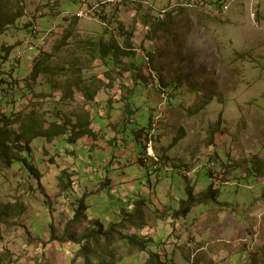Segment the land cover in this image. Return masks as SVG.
<instances>
[{
  "label": "rangeland",
  "instance_id": "obj_1",
  "mask_svg": "<svg viewBox=\"0 0 264 264\" xmlns=\"http://www.w3.org/2000/svg\"><path fill=\"white\" fill-rule=\"evenodd\" d=\"M6 1L22 17L0 30L1 111L86 110L97 137L40 138L33 170H0V264H264V0ZM99 36L134 58L78 59ZM44 52L94 100L34 84ZM98 220L111 239L86 235Z\"/></svg>",
  "mask_w": 264,
  "mask_h": 264
},
{
  "label": "trees",
  "instance_id": "obj_2",
  "mask_svg": "<svg viewBox=\"0 0 264 264\" xmlns=\"http://www.w3.org/2000/svg\"><path fill=\"white\" fill-rule=\"evenodd\" d=\"M12 7H14V5H9L8 7V2L6 0H0V30L2 31L15 25L14 23L22 17V11L13 13L12 9H8ZM74 36L75 33L69 29L68 31H65L63 35V42L65 45L71 44V41L74 40ZM79 42L78 45L83 49L84 53L77 55L78 59L81 55H87L91 58L101 59L106 62L107 65H111V63H109L110 61L120 62L123 57L133 59L136 54L128 49V44L127 46H123L115 38L107 41L99 36L91 37L86 41ZM9 52L10 49L8 53ZM53 56L54 55L51 53L44 52L35 60L29 74V77L34 84L38 81L39 76L43 74L48 77L59 75V77L66 78L65 83L67 84L69 92V95L64 96V98L62 97V101L66 102V100H71L74 91L77 90H81L84 93L88 103L93 101L95 98V91L91 92L92 80L84 76L82 66H80L79 63L69 61L56 65L54 64ZM48 83L54 88L59 86V83L54 82L53 79L48 80ZM0 96L2 97V94ZM36 108H39L38 105H36ZM74 117L75 121H73L72 118L67 117L65 111L58 109L55 112L52 111L50 115L41 114L34 107L32 110L25 109L19 112L10 113L2 112L0 109V170L4 167L8 168L13 164H19L21 167H25V165L26 167H29V158H31L32 151L31 144L33 141L39 140L40 138H46L51 141L67 135L70 143H77L85 136L97 137V133H95L92 127L91 114L88 111L85 110L83 113L79 112L77 115L75 113ZM141 160L145 161V158ZM29 168V170H33L31 167ZM213 177L214 173L211 171L212 180ZM209 193L215 197V190H211ZM191 196H193L191 201L183 202V209L178 212L177 216L187 217L192 213L195 204L194 202H196V200H194L193 193ZM83 211H85L84 200L81 201L77 217L80 216ZM95 225L100 229L93 227V229L89 230L86 235L89 238L96 236L99 237L101 234L106 237L107 232H103L101 229V227H103L102 223L98 220L95 222ZM111 232L113 233V229L107 234L108 239L113 237ZM130 240L132 245L139 244L142 251L147 249V245L139 241L138 238L131 237ZM82 250L88 252V245L84 246Z\"/></svg>",
  "mask_w": 264,
  "mask_h": 264
}]
</instances>
